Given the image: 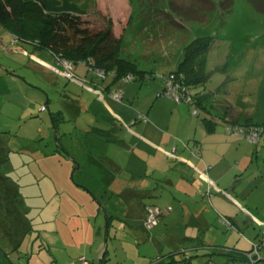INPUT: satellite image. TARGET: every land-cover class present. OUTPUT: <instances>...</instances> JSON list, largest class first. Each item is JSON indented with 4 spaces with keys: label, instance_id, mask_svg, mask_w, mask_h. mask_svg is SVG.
<instances>
[{
    "label": "rangeland",
    "instance_id": "rangeland-1",
    "mask_svg": "<svg viewBox=\"0 0 264 264\" xmlns=\"http://www.w3.org/2000/svg\"><path fill=\"white\" fill-rule=\"evenodd\" d=\"M74 1L86 11L83 20L89 29L99 31L112 25L114 35L122 41L121 58L153 72L151 80L123 83L125 87H143L141 98L144 94L156 97L160 88L165 91L164 77L177 69L184 49L193 41L208 37L215 40L212 50L206 54V72L210 78L205 87L195 89L209 94L203 99L214 113L210 115L199 108L197 116L195 107L184 103L191 116L187 122L193 128L192 136L185 135L174 121L169 133L177 141L173 147L179 148V152L188 144L194 147V132L205 118L216 119L218 137L229 142L222 137L228 135L226 125L211 107L218 100L231 103L240 111L236 115L242 112L240 125L264 123V0ZM14 39L0 24V195L4 201L0 203V246L4 245L0 249V264H83L81 257L87 258L90 264H100L103 259L98 255L100 247H103L101 255L108 251L105 264H151L162 259L161 264H181L172 263L171 255L195 228L186 220L179 225L183 210L174 204L172 189L168 193L160 192L162 183L153 185L152 192L156 193L144 198V202L162 209L171 206L173 211L162 217L150 232H138L140 228L126 217L128 207L123 197L109 188L108 179L115 174L96 161L103 162V156L109 157L134 169L127 172L126 178L131 175L140 178L145 173V165L143 169L126 147L104 144V138L89 135L87 131L92 128L108 129L104 124L99 125L100 122L96 125L90 113L83 111L78 113L80 117H75L66 103L70 101L68 98L84 97L91 106L97 98L87 92L85 84L57 78L61 84L53 85L45 67L35 57L40 54L59 69H65L58 64V58L51 57L49 50L38 51L34 45L16 43ZM83 69L85 66L76 65V77L86 80L87 85L93 80L103 83L106 78L113 79L107 76L103 80L91 73L85 79ZM154 101L148 100L149 106ZM59 112L62 114L56 115ZM52 115L57 118L58 127ZM130 133L123 129L116 134L119 138L126 135L128 139ZM203 136L200 132V137ZM108 145L112 150L109 151ZM219 146L222 143L215 144L214 148ZM252 164L236 185L249 201L240 212L241 220L247 223L233 232L222 223L221 216L236 217L208 202L214 212L202 234L209 243L218 241L221 246H234L241 241L239 248L243 250L263 245L264 258V138ZM159 176L156 174L154 178ZM11 179L21 185L19 209L8 208L15 189ZM41 200L42 213L32 216L29 211L41 206ZM35 201L36 205L32 203ZM249 209L259 210L260 221H251ZM16 244L21 246L15 249ZM174 257L177 261L181 259L180 254ZM199 260L206 262L205 257Z\"/></svg>",
    "mask_w": 264,
    "mask_h": 264
},
{
    "label": "crops",
    "instance_id": "crops-1",
    "mask_svg": "<svg viewBox=\"0 0 264 264\" xmlns=\"http://www.w3.org/2000/svg\"><path fill=\"white\" fill-rule=\"evenodd\" d=\"M35 50L37 49L35 48ZM48 52L51 57L56 58L55 54L51 51ZM35 58L39 64L45 67L44 71L47 72V77L53 85L61 84L58 83L57 78L69 80L64 75L65 69H59L40 54H37ZM58 64L63 66L60 61H58ZM80 64L86 68L83 69L84 73H82L85 79L90 78H87V74L90 73L99 78V75L95 73L93 68L82 63ZM138 68L141 69L139 65ZM69 81H74L79 85L85 84L88 90L87 92L97 98L96 102L92 103L91 106H89L90 101L84 97L78 99L68 98L70 101L66 103V106L70 109L72 115L78 118L80 117L78 113H83L84 111V113H90L95 117L97 121L96 125L99 122L101 123L99 125L104 124L106 129H108L106 131H110V129L116 127L121 132L123 129L131 132L130 138L128 137V139H125L126 135L119 138L117 134H108L101 138H104L102 139L104 144H110L111 146L112 144H117L126 147L129 155L134 156L138 162H141L142 167L145 165V173L141 174L140 178L136 177V175H131L130 178H126L128 175L127 172L129 173L134 169L115 162L109 157L103 156L102 158L105 160L103 162L97 160V163L103 167L108 166V171L115 174V176L111 175L112 179H108L107 177L105 179L109 180V188L123 197L128 207L126 217L132 219L135 226L140 228L138 232L145 230L143 223L147 216L146 209L151 206L148 202H144L143 199L153 197V194L156 193L152 192L153 185L155 183L159 185L162 183L166 188L162 189V187L160 192L167 191L166 193H168L169 189H172V194L176 199L174 204L180 205V208L183 210V218L179 225L182 224L183 220H186L189 225L195 228L191 236L182 241L179 249L183 247H186V249L193 248L191 253L193 252V255H196L193 257L194 264H203L199 260V258L203 257L206 259L204 264L211 261L217 264H225L226 261L223 256L218 253L214 254L215 251L207 253L206 247H202V243L221 246L217 244L218 241L209 243L202 234L203 228L209 226V217L214 212L209 207L208 202L214 204L215 207L217 206L220 211L235 216V219L230 218L235 226L238 227L233 232L241 230L240 225L247 223V221L241 220L240 212L242 213L246 209L245 205L249 204V201L247 198H244L243 190L238 191L236 185L242 181L241 175H247L248 170L253 166L252 163L255 161L258 146L252 145L246 139L229 135L222 136L226 141H229L225 142L222 138L218 137L217 128L214 133H209L202 120V125H197V130L194 132V147L191 148L192 145L190 146L188 144V147L185 146V149L179 152V148L173 147V142L176 140L172 137V134H169L171 131V123L174 121L178 128L182 127L185 135L191 137L193 128L187 122V118L189 119L191 116L188 115L187 105L178 103L166 96L164 91H160L162 90L161 88L158 90V93L156 92V97L155 95L148 97L146 96L147 94H144V98H141L143 87L138 88L131 85L125 87L126 85L123 86V80L117 83H113V79L110 78H106V81L103 83L93 80L91 85H87L86 80H79L78 78L77 80ZM120 88H123L122 90L124 91L121 102L115 100L113 97L114 92L120 91ZM153 99L155 101L149 106L148 100ZM232 107L234 106L232 105ZM241 113L236 118L239 119V124H243L241 123V120H243ZM143 116L148 118V122L142 121ZM166 117L169 118L168 122L165 121ZM250 117L252 118V116ZM98 118H101L102 121H99ZM245 121L250 122L248 118H245ZM223 122L225 125L227 124L226 120H223ZM154 124L159 128L154 126ZM200 132L204 134L203 137H200ZM89 135L94 136V134L90 133ZM97 137L99 138L100 136ZM197 138L200 140H197ZM221 143L222 147L214 148L215 144ZM196 147L199 149L197 153H195ZM108 149L109 151L110 149L112 150L110 146ZM171 165L174 166L172 167ZM149 171H151V175ZM156 174H160V176L154 178ZM46 181L48 182V180ZM209 187L215 192L211 200L205 197V193ZM156 190L158 191V189ZM162 196L165 197L166 194L163 193ZM45 197L48 198L47 196ZM38 200L39 198H37V202ZM190 202L192 206L189 205ZM41 205H43L42 200ZM41 207L37 206L38 210ZM249 212H251V215H249L251 221H260L258 209L256 212L249 209ZM165 215L163 216L164 218ZM240 243L241 241H238V244L234 246H225L243 250L239 248ZM197 246H200V248H196ZM2 247L4 245L0 246V249ZM100 248L101 250L98 255L103 256L101 255L103 247ZM219 257L222 260H218L217 258Z\"/></svg>",
    "mask_w": 264,
    "mask_h": 264
},
{
    "label": "trees",
    "instance_id": "trees-1",
    "mask_svg": "<svg viewBox=\"0 0 264 264\" xmlns=\"http://www.w3.org/2000/svg\"><path fill=\"white\" fill-rule=\"evenodd\" d=\"M85 14L86 11L81 9L74 0H0V24L3 25L12 34V36L18 40L19 43H30L40 51L49 50L55 54L59 60H67L73 63L74 67L82 63L90 68L102 69L107 74L106 77L110 72H115V76L112 77L113 83L119 82L129 74L135 75L136 81H148L145 80L146 76H153V72L141 70L138 68L137 63L120 57V53L122 51V41L114 35L112 25H109L107 29L104 28L99 31L89 29L83 20ZM34 22H36V24ZM214 41V39L209 37L193 41L184 49L183 58L179 62L177 69L173 72L183 77L185 85L192 91V96L194 97L193 103H181H187L190 106L195 107V110L198 111V114H196L197 116L200 115L199 108L206 111L208 114L213 115L214 113L206 104L207 100L203 99L204 97L207 98L209 94L203 95L201 91L195 90L197 88L205 87L210 78V75L206 72V54L212 50ZM211 107L212 109H216L218 111L220 116H217V118L226 120V131L229 136L234 137L228 132V128L229 126L239 124V119H236L239 115L238 113L237 115L235 114L238 110H235V108L232 107L231 103L228 101L219 102L218 100L214 105H211ZM60 114L62 113L59 112L56 115ZM52 119L55 127H58L57 118L52 115ZM214 120L209 118L203 119L209 133H214L216 131L217 122ZM245 125L262 127L264 129V123H249L248 125ZM117 132L118 128L113 127L110 131L92 128L88 133L105 137L108 134L116 135ZM260 144L261 142L255 146H259ZM195 151V153H197L199 149L196 147ZM40 174L41 177H44L42 173ZM12 182L15 184V189L12 203H9L8 201L10 205L8 208L15 206L19 209L17 205L19 203V199L22 197L20 190L21 185L19 182L17 183L13 180ZM162 186V189L166 188L165 185ZM0 189L2 188L0 187ZM214 194V190L209 187L205 193V197L207 199H212ZM2 202L4 201L0 195V203ZM32 203L35 204L36 201ZM41 206L42 207L39 208V210L36 207L31 209L29 213L32 216L35 215V217L39 216L43 209V205ZM148 208L160 207H147L146 219L149 216ZM172 211L173 208L171 207V211H167V213H171ZM165 214L166 213L158 216V223H160L161 218ZM227 219L235 227L233 221L230 218ZM31 220H34V218L32 217ZM145 221L143 224H145ZM143 227L145 230L150 232L145 225H143ZM234 230H236V228ZM23 234H25V232ZM20 246V244H16L15 249H18ZM202 247H206L205 249H207V253L215 251L214 254L218 253L223 256L226 261L225 264H240L247 261V255L252 252L253 249L240 250L236 247L215 246L205 243H202ZM196 248H200V246H197ZM107 253L108 251H106L103 255L102 264H105L106 262L105 258ZM174 254H180L181 259L177 261ZM174 254L171 255L173 257L171 259L172 263L180 262L181 264H194L193 257L196 255H193L191 250H187L186 248L178 249ZM82 258L85 257H81L79 260ZM162 262L163 259L160 260V262L155 261L151 264H161ZM263 262L264 258L262 247V261L260 264H263Z\"/></svg>",
    "mask_w": 264,
    "mask_h": 264
},
{
    "label": "built area",
    "instance_id": "built-area-1",
    "mask_svg": "<svg viewBox=\"0 0 264 264\" xmlns=\"http://www.w3.org/2000/svg\"><path fill=\"white\" fill-rule=\"evenodd\" d=\"M17 43L18 40L14 39ZM59 60V59H58ZM60 63L63 64L65 68L64 75L69 80H77L76 74H75V67L73 63L67 60H59ZM95 73L99 75V77L106 78V73L102 69H94ZM108 76H115V72H110ZM153 76H146L145 80H151L153 79ZM165 79V91L164 94L171 99L175 100L178 103L181 102H187V103H193L194 97L192 96V91L185 85V82L183 81V77L176 74V73H170L168 76L164 77ZM125 83H131L136 81V76L133 74H129L126 77L122 79ZM124 92L123 91H116L113 94V97L117 101H122ZM43 110H45V106L43 107ZM194 114H198V111L195 110ZM143 122H148V118L146 116H143L142 118ZM228 132L233 135L234 137H240L247 139L250 143L257 145L261 142L263 136H264V129L262 127H256V126H246V125H232L229 126ZM167 211H171V207H168L166 209H160V208H148V218L145 221V227L148 230L154 229L159 220L158 216L166 213ZM222 223L226 224L229 229L234 230L235 227L233 224L226 218L221 216ZM262 247L263 245H253L252 252H250L247 255V261L240 263V264H260L262 261ZM81 261L83 264H90V262L86 258H82ZM207 264H217L215 262H208Z\"/></svg>",
    "mask_w": 264,
    "mask_h": 264
},
{
    "label": "water",
    "instance_id": "water-1",
    "mask_svg": "<svg viewBox=\"0 0 264 264\" xmlns=\"http://www.w3.org/2000/svg\"><path fill=\"white\" fill-rule=\"evenodd\" d=\"M79 168V167H78ZM100 264H102V262L100 261Z\"/></svg>",
    "mask_w": 264,
    "mask_h": 264
}]
</instances>
